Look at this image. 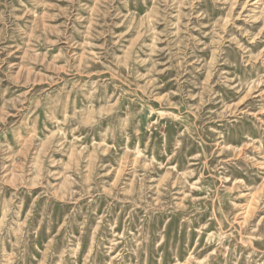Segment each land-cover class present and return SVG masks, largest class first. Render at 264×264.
Listing matches in <instances>:
<instances>
[{
    "label": "rangeland",
    "instance_id": "rangeland-1",
    "mask_svg": "<svg viewBox=\"0 0 264 264\" xmlns=\"http://www.w3.org/2000/svg\"><path fill=\"white\" fill-rule=\"evenodd\" d=\"M0 264H264V0H0Z\"/></svg>",
    "mask_w": 264,
    "mask_h": 264
}]
</instances>
